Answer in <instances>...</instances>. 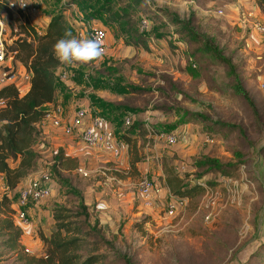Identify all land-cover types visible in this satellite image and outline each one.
<instances>
[{
	"label": "rangeland",
	"instance_id": "374dc122",
	"mask_svg": "<svg viewBox=\"0 0 264 264\" xmlns=\"http://www.w3.org/2000/svg\"><path fill=\"white\" fill-rule=\"evenodd\" d=\"M71 1L37 0L36 14L42 19L45 15L66 7L65 18L70 25H75V21H78L85 28L90 21L103 26L108 32V49L97 61L75 67L63 65V70L58 74L61 92H58L57 102L63 108V125L56 127L48 120L39 124L41 131L34 144L39 157L31 173L23 178L15 190L7 187L5 179H0V200L7 195L13 201L10 205L12 209H5L1 217L15 219L13 209L19 190L27 184L29 177L37 175L41 170L50 169L59 147L66 148L69 156L77 155L79 164L68 170L64 167L59 169L62 179L66 178L68 181L63 186L58 177L54 180L55 192L48 199L50 207L47 206L52 218V210L58 205L73 204V198L68 197L66 192L71 187L84 191L89 185L94 190H103L105 182L109 181L111 189L122 187L125 190L126 187L118 181L129 180L127 188L138 192L139 179L145 173L140 172L138 164L133 165L135 150L130 151L123 134L129 131L125 124L128 115L132 116L133 121L144 122L148 118L153 130L195 133L197 137L167 148L165 140L159 137L154 145L155 141L148 136L147 142L150 141L153 145L148 148L146 142L145 147L140 148V163H147L154 154V159L151 160L154 161L153 180L156 183H160L159 172L163 170L164 174L167 165L185 183H201L214 188V217L210 220L206 218L208 209L203 205V202L208 201V197L204 198L206 189L200 201L194 197L177 216L169 220L164 218L169 201L166 192L151 208H146L137 195L133 209L124 214L120 212L119 217L112 219L104 216L105 221H102L101 210L97 206L101 202L94 199L89 204L91 211L105 225L107 236L114 238L118 249L129 255L135 264H264V36L249 23L244 24L239 12L240 8H244L253 13L257 20L264 21V2L148 1L149 6L155 10L154 13H157V8L163 7L178 12L182 17L195 13L197 28L214 37L224 53L232 57L237 65L242 83L255 103V107H252L236 94L233 81L224 65L208 63L202 68L197 65L196 71H191L190 63L195 60L189 59L190 47L177 34H172L173 28L161 24L153 13L139 10L134 12L137 28L141 32L143 20L150 24L149 29L142 32L148 37V47L134 46L125 41L122 35H126L125 30L108 23L105 14L100 12L99 8L105 0H93V3L80 0L70 5ZM12 12L10 17L7 13L9 29L6 41L12 54L9 53V56L14 59L11 46L20 34L19 23L26 22H22L23 15L19 11ZM27 14L26 17L30 18ZM157 27L162 28L166 36L158 37L155 33ZM79 34L75 30V36L79 37ZM84 34L88 37L86 30ZM126 36L130 38V35ZM22 85L25 87L27 82ZM133 87H141L144 91L133 92ZM78 106H82L87 112L100 111L111 119L117 137L128 144L123 151L124 163H120L122 157L117 158L110 152L86 146L80 132L67 134L64 131V126L71 122ZM186 111L206 113L214 120L231 124L232 127L217 133L206 132L201 124L183 120ZM207 135L213 139L212 142L206 141ZM237 152L241 156H237ZM204 155L222 161L238 158L245 162L237 170L236 176H232L239 180L235 196L226 187L220 186V180L231 176L210 173L197 179L195 162ZM69 164L75 165V161ZM80 166L87 169L90 176L79 173ZM150 172L148 175L152 177ZM97 182L101 184L96 185ZM123 197L114 195L113 202L120 207V199ZM49 223L46 231L41 226L38 230L39 243L44 250L41 232H53L56 221L53 218V223L51 219ZM26 248L19 253L1 245L0 241V264H26L24 256H39V249L32 252Z\"/></svg>",
	"mask_w": 264,
	"mask_h": 264
},
{
	"label": "trees",
	"instance_id": "16d2710c",
	"mask_svg": "<svg viewBox=\"0 0 264 264\" xmlns=\"http://www.w3.org/2000/svg\"><path fill=\"white\" fill-rule=\"evenodd\" d=\"M79 1L72 0L70 5ZM148 1L105 0L99 9L105 14L108 23L114 24L118 29L125 30L126 35H130V38H127L122 33L128 44L146 47H148V37L142 33L144 31L141 32L137 28L134 12L139 10L144 13H153L161 24L173 28L172 34H177L190 47L189 59L195 60L190 63L191 71L195 72L197 65L199 68L208 63L224 65L233 81L236 94L255 107L232 57L224 53L214 37L197 28L194 12H191L188 17H182L178 12L163 7L157 8V13H154L155 10L149 6ZM261 1L264 2V0ZM89 2L93 3V0ZM65 10L66 7H63L61 11L49 14L50 21L44 33H39L28 23H19L20 34L11 46L15 62L22 64L31 74L28 82L29 90L24 94L20 93L15 84L0 87V174L4 175L6 185L11 190H15L23 178L33 170L39 157L34 149V144L41 131L39 124L45 117V110L50 105H57L60 84L58 70L63 64L54 57L52 46L64 36L65 31L70 30L75 35L73 26L65 18ZM0 11H5L9 17L13 14L6 2L1 0ZM155 33L158 37L166 36L160 27L156 28ZM193 63L196 65L194 66ZM132 91L142 92L144 90L141 87H133ZM183 120L199 123L206 132L212 133L232 127L231 124L214 120L211 116L199 111H186ZM144 123L139 120L133 121L128 126L129 131L123 134L130 151L135 150V156L132 159L134 166L142 161L140 148L145 147L148 141L149 130ZM236 155L241 156L238 152ZM71 161H75V165H70ZM243 163L245 162L238 158L222 161L219 158L204 155L195 162L196 176L197 179L204 178L210 173L236 176L237 170ZM77 164H79L77 157L69 156L64 147H59L50 164L54 180L58 177L61 184L66 185L65 182L68 180L62 179L59 169L64 167L68 170L76 167ZM164 174V184L171 195L188 198L189 202L194 197L199 201L203 197L206 188L201 183H185L183 178L173 169L167 168V165H165ZM66 192L68 197L73 198V204H60L52 210L56 221L54 230L50 234L41 232L40 235L41 242L45 246L44 254L24 256L25 263L135 264L129 255L118 249L116 240L107 236L105 225L98 216H94L85 193L72 187ZM12 202L7 195L0 200V241L1 245L20 253L23 248L25 249L22 242L24 234L22 227L17 225L15 219L11 217H1L5 209H12L10 208ZM13 211L15 213V209Z\"/></svg>",
	"mask_w": 264,
	"mask_h": 264
},
{
	"label": "built area",
	"instance_id": "2783aa9c",
	"mask_svg": "<svg viewBox=\"0 0 264 264\" xmlns=\"http://www.w3.org/2000/svg\"><path fill=\"white\" fill-rule=\"evenodd\" d=\"M25 3L24 6H21L20 0H11L6 2L7 7L11 11H22V12H37V6L31 4L29 0H23ZM220 14H223L222 10L218 11ZM241 18L244 24L249 23L254 30L259 32L264 36V21L257 20L253 13L247 12L244 8L239 10ZM238 12V14H239ZM87 26V25H86ZM150 24L148 21L143 20L142 22V31L148 30ZM8 31V19L7 13L5 11H0V87L6 86L9 84H15L18 86L20 93L24 94L26 88L22 85L23 82H29L31 74L22 64H17L15 58L9 56V49L6 41V32ZM88 32V37L81 33L79 37L91 38L99 36L103 41V46L105 53L108 49L107 30L99 25L98 23H92L88 21V27L86 29ZM10 55H12L10 53ZM195 66L196 64L193 63ZM23 68V70H21ZM64 77L66 75H63ZM53 106V107H51ZM63 108L60 105H50L45 110V117L43 120L50 121L54 126L60 127L63 125ZM132 116L128 115L125 124L130 126L132 124ZM148 130L149 138L155 141L154 145L157 144V139L160 137L164 143L165 147H174L181 143V141L187 142L189 139L196 138L195 133L181 134L178 132H160L153 130L154 128L149 126L148 118L144 121ZM64 131L67 134H73L78 131L81 133L83 142L89 148L94 150L110 152L115 157H121L123 151L128 147L127 143L122 142L118 137L111 126L110 119L102 114L100 111L92 110L87 112L82 106H78L75 109L74 117L71 122L64 126ZM207 142H212L213 139L207 135ZM153 145V144H152ZM151 142H147V147L150 148ZM78 172L84 176H90V172L83 167L78 168ZM220 186L226 187L227 190L235 194L238 193L237 185H239V180L236 177H226L223 180H220ZM54 178L51 169L41 170L37 175L29 177L27 179V184L24 185L18 193V199L15 205V221L20 227H26L31 224V217L29 215V209L32 204L47 200L53 195L54 190ZM206 188V194L204 198L208 197V201L203 202L205 208H207V220H210L214 217L215 211V199L213 198V191L215 190L212 187L204 185ZM138 194L142 201V204L146 208H151L155 205L156 200L166 192V195L169 196V201L167 202L165 209L166 220L174 218L177 216L179 211L186 207L189 200L185 197L171 195L169 189L165 186H161L153 180L148 173H145L141 176L138 182ZM118 197L125 196L122 190L117 191ZM170 226V225H169ZM29 251L28 248H26Z\"/></svg>",
	"mask_w": 264,
	"mask_h": 264
},
{
	"label": "crops",
	"instance_id": "0c3cea01",
	"mask_svg": "<svg viewBox=\"0 0 264 264\" xmlns=\"http://www.w3.org/2000/svg\"><path fill=\"white\" fill-rule=\"evenodd\" d=\"M1 1H11V0H1ZM37 0H31V4L36 5ZM20 15L22 16L21 20L22 22H26V24L28 23L29 25H31L32 27H34L39 33H44L47 29L48 23L50 21V16L49 15H45L42 19H39L38 14L36 13H26L27 15H30V18L26 17L25 12L19 11ZM10 19V18H9ZM75 25L71 24L73 26V28L77 31V32H81L84 33V31L87 29V27H83L82 24H80L78 21H75ZM77 27V28H75ZM9 29V28H8ZM64 65V64H63ZM61 66L58 70V74L60 71L63 70L64 66ZM21 70H23V68H21ZM68 85V84H67ZM30 84L27 83V85H25V92L29 90ZM70 87H74V85H70ZM61 89H59L58 92ZM59 94L57 93V102L59 100ZM111 121V119H110ZM112 126V123H111ZM113 127V126H112ZM119 138V137H118ZM84 145V144H83ZM66 149V148H65ZM111 154V153H110ZM75 157H78L77 155ZM115 157V156H114ZM122 158L120 159V163H124L125 162V158L122 155ZM151 159H154V154L152 156H150ZM149 159V161L147 163H138L139 166V170L141 173H149V171H151V176L152 178L155 179V177L153 176L154 172H153V163L154 161ZM159 175L161 176V181L160 183H158L161 186H165L164 184V174H163V170H161V172H159ZM0 179L4 180V175L0 174ZM110 179V178H109ZM109 181H106L104 186H103V190H97V189H93L92 186H87V190H84L83 192L85 193L86 196V200L87 203L90 204L91 201L93 202L94 199L99 201L101 203L98 202L97 206L99 208V210H101V214H102V221L104 220V216L108 217V218H115L116 216H120V212L121 214H124V212H126L129 209H133L135 206V203H133L134 201H136V197L138 194V192L136 190H129L127 188L128 182L129 180H119V183H122L123 186H125V190L122 188H118V189H111V182L108 183ZM116 183L119 185V183ZM157 182V181H156ZM101 182H97L96 185H100ZM55 188V185H53ZM166 187V186H165ZM118 190H122L125 194V196L123 198L120 199V204L121 206L119 207L118 204H115L113 202L114 200V195H117V191ZM55 189L53 190V195H54ZM52 195V196H53ZM106 195V197H105ZM92 197V199H90ZM51 198V197H50ZM49 198V199H50ZM120 198V197H119ZM109 202H108V201ZM59 201V199H58ZM48 203V199L32 204L30 209H29V215L31 217V224L26 226V227H22L23 229V237H22V242L25 245V247L29 248V250H31L32 252H35L36 250H40V255H43V248L42 245L39 243V239H38V230L40 229V226L42 227V229H44L46 231L47 229V224H50V219L51 222L53 223V218L51 215V210L50 208H48L47 206L50 207L49 203ZM104 203V204H102ZM109 214V215H107ZM43 221L45 222V224H43Z\"/></svg>",
	"mask_w": 264,
	"mask_h": 264
},
{
	"label": "clouds",
	"instance_id": "9594fccd",
	"mask_svg": "<svg viewBox=\"0 0 264 264\" xmlns=\"http://www.w3.org/2000/svg\"><path fill=\"white\" fill-rule=\"evenodd\" d=\"M31 2V0H29ZM24 6L23 0H20ZM54 57L62 64L73 67L80 64H88L101 59L105 54L103 41L99 36L91 38L77 37L69 31L58 39L52 46Z\"/></svg>",
	"mask_w": 264,
	"mask_h": 264
}]
</instances>
